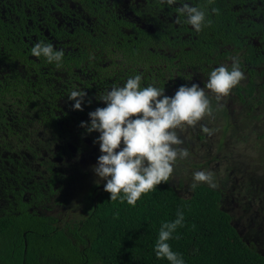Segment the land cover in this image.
I'll list each match as a JSON object with an SVG mask.
<instances>
[{
  "label": "flooded vegetation",
  "instance_id": "flooded-vegetation-1",
  "mask_svg": "<svg viewBox=\"0 0 264 264\" xmlns=\"http://www.w3.org/2000/svg\"><path fill=\"white\" fill-rule=\"evenodd\" d=\"M179 6L166 0H0V216L25 210L57 226L74 222L55 215L54 206L72 167L100 154L93 142L98 133H87L80 122L104 106L99 96L106 90L139 73L142 86L154 84L171 96L181 84L203 87L218 65L230 67V44L195 31ZM37 41L63 50L59 68L31 55ZM240 67L244 78L222 97L233 92L242 103L248 77ZM73 89L86 93L82 110L67 97ZM103 183L84 188L89 208Z\"/></svg>",
  "mask_w": 264,
  "mask_h": 264
},
{
  "label": "trees",
  "instance_id": "trees-1",
  "mask_svg": "<svg viewBox=\"0 0 264 264\" xmlns=\"http://www.w3.org/2000/svg\"><path fill=\"white\" fill-rule=\"evenodd\" d=\"M205 10L199 33L229 43L247 72L241 87L264 114V0H190ZM264 125V119H263ZM220 191L197 183L187 197L169 180L144 193L135 205L109 200L101 189L87 214L69 226L22 210L0 216V264H169L154 253L158 230L184 213L168 240L185 264H264L220 207Z\"/></svg>",
  "mask_w": 264,
  "mask_h": 264
},
{
  "label": "clouds",
  "instance_id": "clouds-1",
  "mask_svg": "<svg viewBox=\"0 0 264 264\" xmlns=\"http://www.w3.org/2000/svg\"><path fill=\"white\" fill-rule=\"evenodd\" d=\"M169 5L179 3L178 13L184 22L199 32L205 24V10L187 0H166ZM35 57H44L47 63L59 68L64 52L51 43L37 41L30 47ZM231 65H218L211 69L203 87L197 83L179 85L173 95L165 94L162 87L154 84L142 86V75L129 76L122 85L113 86L99 96L103 107L88 112V121L80 126L87 133L98 135L100 154L92 170L97 181H103L109 200L126 201L135 205L142 194L148 193L161 182L169 180L177 158L188 155L176 133L177 128L194 126L212 113V106L205 89L215 94L217 100L225 96L243 78L240 62L231 58ZM86 93L82 89L69 91L67 97L73 101L74 110H82ZM204 131L211 130L202 125ZM195 188L198 182L214 186L210 171L192 173ZM184 213L177 209L175 219L161 224L153 249L155 256L166 259L169 264H185L181 254L173 251L168 243L178 226H183Z\"/></svg>",
  "mask_w": 264,
  "mask_h": 264
},
{
  "label": "rangeland",
  "instance_id": "rangeland-1",
  "mask_svg": "<svg viewBox=\"0 0 264 264\" xmlns=\"http://www.w3.org/2000/svg\"><path fill=\"white\" fill-rule=\"evenodd\" d=\"M210 100L211 115L194 126L176 129L182 141L177 147L187 149L188 155L177 158L169 182L180 196L187 197L192 173L210 171L212 187L221 193L220 207L230 214L243 241L264 255V114L254 101L241 103L233 92ZM95 163L96 158H88L85 164L72 167L71 181L61 189L54 206V214L62 220L76 222L87 214L84 188L99 182L92 170Z\"/></svg>",
  "mask_w": 264,
  "mask_h": 264
}]
</instances>
